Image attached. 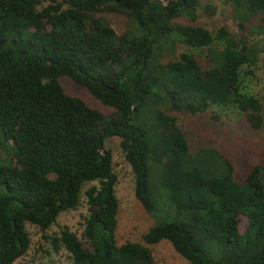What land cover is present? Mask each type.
Returning <instances> with one entry per match:
<instances>
[{"label":"trees","instance_id":"16d2710c","mask_svg":"<svg viewBox=\"0 0 264 264\" xmlns=\"http://www.w3.org/2000/svg\"><path fill=\"white\" fill-rule=\"evenodd\" d=\"M223 1L238 34L176 21L194 20L200 0H0V145L11 148L0 160V264L27 254V223L55 250L66 249L70 264H155L150 246L163 240L190 264H264V161L238 180L224 153L193 154L170 113L233 105L253 127L263 123L261 99L244 91L243 69L261 51L250 36L264 33V0ZM99 12L128 14L134 27L118 34ZM177 43L209 48L211 66L192 52L173 55ZM62 76L113 113L69 94ZM115 136L136 198L155 221L165 212L143 242L117 240L118 175L106 146ZM152 164L167 193L165 210L151 192ZM83 203V238L67 225L48 234L63 212Z\"/></svg>","mask_w":264,"mask_h":264},{"label":"rangeland","instance_id":"374dc122","mask_svg":"<svg viewBox=\"0 0 264 264\" xmlns=\"http://www.w3.org/2000/svg\"><path fill=\"white\" fill-rule=\"evenodd\" d=\"M211 5L216 8L214 14L208 11L205 13L204 6ZM198 16L190 20L184 16L176 21L202 25L211 31L226 25L233 34L240 32L238 21L234 17L231 4L223 0H200V7L197 9ZM98 16L105 17L118 34L131 31L134 27L133 20L125 13L99 12ZM254 23L258 22V16L253 17ZM250 39L259 44L261 51L257 63L253 66H244L243 76L245 78L244 91L257 95L263 105L264 116V33L252 34ZM221 48L222 45L217 46ZM213 46L214 49H218ZM173 55L179 56L183 52H192L202 63L211 66L210 49L191 48L184 43H177ZM171 55L165 53L162 60L167 61ZM61 83L65 90L72 95L83 98L88 105L100 110L105 115L113 113L114 109L104 105L95 99L88 89L68 76L61 77ZM176 116L179 125L182 127L190 143L193 154L204 148L216 149L231 159L235 166L236 178L242 179L246 170L253 164L264 161V119L261 127L255 128L249 122L247 115L232 106H213L201 114H191L184 111H172ZM106 146L113 152V167L118 175L116 185L117 196L120 201L119 225L117 229V240L120 244L127 241L143 242L142 235L152 225L165 220V212H158V218L154 219L141 205L135 196V177L131 165L125 158L121 148V138L112 137L106 141ZM10 145L3 148L0 145V160H7ZM198 164H203L197 158ZM157 165L150 166L151 192L159 208L165 210V190L160 185L159 168ZM87 213V205L83 203L76 209L63 212L57 223L49 230L48 234H56L67 225L83 238L84 230L83 216ZM167 218V217H166ZM155 223V224H154ZM27 229L31 237V246L24 256L14 264H70V254L66 249L55 250L51 242L43 237V232L38 226L27 223ZM155 257V264H190L172 246L163 240L158 244L150 246Z\"/></svg>","mask_w":264,"mask_h":264}]
</instances>
